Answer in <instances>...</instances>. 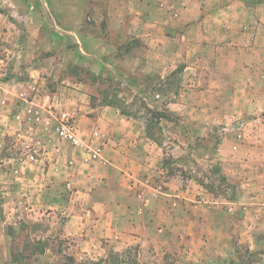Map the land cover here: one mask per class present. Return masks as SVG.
I'll use <instances>...</instances> for the list:
<instances>
[{
  "label": "rangeland",
  "instance_id": "obj_1",
  "mask_svg": "<svg viewBox=\"0 0 264 264\" xmlns=\"http://www.w3.org/2000/svg\"><path fill=\"white\" fill-rule=\"evenodd\" d=\"M44 1L50 8L57 1L67 8L75 3ZM142 2L81 0V25L74 28L51 21L41 27L34 36L37 53L32 63L23 60L19 65L38 64L44 89L36 91L57 101L54 117L44 127L47 141L36 136L35 141L24 140L9 152L14 143L6 139L1 154L17 155V160L0 162L14 163L19 171L38 164L47 146L63 143L56 134L58 115L69 112L77 119L74 102L93 108L112 97L144 131L148 124L157 123L159 113L164 114L154 127L155 140L147 137L160 148L164 170L160 181L176 176L182 186L191 185L195 193L189 202L192 221H185L179 212L182 231L178 237L156 231L152 238L126 241L116 250L115 241L89 232L94 227L86 224L85 210H76L71 221L73 215L64 206L70 203L71 189L60 199V207L43 205L41 188L34 202L23 189L15 208L11 203L15 191L8 188L10 184L4 188L0 183V223L8 241L0 264H91L111 254L112 264H264V66L256 65L261 73L215 76L219 71L207 70L209 57L198 51L201 47H194L201 43L200 31L185 28L180 19L181 7L192 2L150 0L161 9L160 16L154 14V27L148 16L142 17L146 23L139 21ZM2 4L0 0V12L20 27L13 38L27 43L32 36L25 27L26 18L12 17ZM57 38L63 39L59 45L51 44ZM159 46L165 54L154 53ZM217 66L229 73L225 63ZM4 69L0 67V77L4 75L0 82L12 75ZM33 129L34 135L39 133ZM83 224L84 231L69 232Z\"/></svg>",
  "mask_w": 264,
  "mask_h": 264
},
{
  "label": "crops",
  "instance_id": "obj_2",
  "mask_svg": "<svg viewBox=\"0 0 264 264\" xmlns=\"http://www.w3.org/2000/svg\"><path fill=\"white\" fill-rule=\"evenodd\" d=\"M2 1L1 7L12 17L26 18L25 27L32 36L27 43L16 41L13 37L20 27L9 19V15L0 12V67L12 73L9 80L0 82V148L8 139L14 143L9 148L11 152L24 140L35 141L40 137L46 142L44 127L54 117L53 106H57V101L41 92L44 89L39 83L41 67L38 64L20 66V62L32 63L30 59L37 53L34 36L43 25L58 21L76 28L81 25L84 13L81 0H75L73 8L54 2L53 14L52 7L44 0ZM184 1L192 3L181 7L180 19L185 28L200 31L201 43H195L194 47H201L198 51L202 50L203 56L209 57L207 70L219 71L214 74L217 77L261 73L256 65L264 66V0ZM140 10L139 21L146 23L142 17L148 16V23L154 27L157 24L154 14L160 16L161 9L152 6L150 0H143ZM61 40L57 38L51 44L59 45ZM155 51L157 55L166 53L161 46ZM193 52L196 53V49ZM216 63H225L229 73H222ZM73 104L85 139H91L95 146H102L101 158L93 161L86 150L75 149L63 142L57 143L58 147L47 146L48 152L39 156L38 164H28L19 171L16 164L10 165L14 160L16 162L17 155L6 157L0 150V161L10 162L6 165L0 162V183L4 188L10 184L8 188L15 191L13 196L11 194V203L16 208L19 191L23 189L32 196L28 200L34 202L36 191L41 188L43 205L60 207V199L69 188L73 192L70 203L67 202L69 205H64L67 212L77 215L76 210H85L88 214L86 224L94 227L89 232L97 238L115 241L116 250L127 245L126 241L140 243L152 238L156 231L169 232L166 235L169 238L178 237L182 231L179 212L184 214L185 221H192L189 202L195 199V193L191 185L182 186L176 176L160 181L164 175L160 168V148L136 121L125 118L112 107ZM33 127L39 131L36 135ZM94 132H98V137H93ZM184 202L185 207L179 204ZM75 217L73 215L71 221ZM86 224L78 226V231L72 229L69 232L73 235L82 232ZM4 230L2 222L0 253L8 248Z\"/></svg>",
  "mask_w": 264,
  "mask_h": 264
},
{
  "label": "built area",
  "instance_id": "obj_3",
  "mask_svg": "<svg viewBox=\"0 0 264 264\" xmlns=\"http://www.w3.org/2000/svg\"><path fill=\"white\" fill-rule=\"evenodd\" d=\"M2 76L0 78H4V75ZM56 134L62 142L70 144L73 148L86 150L90 153L91 160L97 161L101 158L102 146H95L91 139H85L76 117L69 112H63L58 115L56 119ZM94 136L98 137V132H94Z\"/></svg>",
  "mask_w": 264,
  "mask_h": 264
},
{
  "label": "trees",
  "instance_id": "obj_4",
  "mask_svg": "<svg viewBox=\"0 0 264 264\" xmlns=\"http://www.w3.org/2000/svg\"><path fill=\"white\" fill-rule=\"evenodd\" d=\"M117 100L114 99V98H109V97H106L103 99L102 101V106H108V107H116L117 109L120 110L121 114H123L124 116L126 117H131L130 113L127 112L126 110H124V108L122 107H117ZM164 117V114L163 113H159L158 115V121L156 124H148L147 125V128H146V135L150 138V139H154L153 136H154V133H153V130H154V127L159 124L161 122V119H163ZM155 140V139H154ZM157 144L158 142L155 141ZM37 245L39 246L40 243H37ZM40 247V246H39ZM43 250V249H42ZM128 251V250H127ZM114 259V254H111L107 259H102L100 260L99 262H94V263H91V264H112V261Z\"/></svg>",
  "mask_w": 264,
  "mask_h": 264
}]
</instances>
